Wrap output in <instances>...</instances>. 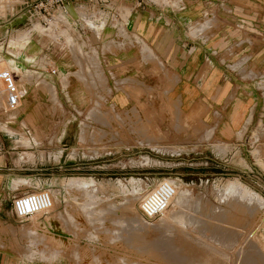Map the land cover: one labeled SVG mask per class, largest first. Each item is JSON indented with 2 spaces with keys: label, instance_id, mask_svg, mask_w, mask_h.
Segmentation results:
<instances>
[{
  "label": "rangeland",
  "instance_id": "374dc122",
  "mask_svg": "<svg viewBox=\"0 0 264 264\" xmlns=\"http://www.w3.org/2000/svg\"><path fill=\"white\" fill-rule=\"evenodd\" d=\"M9 1L2 68L22 89L34 75L35 94L8 108L0 78V177L5 192L47 188L54 204L20 220L1 195L0 264H264V196L244 175L242 153L194 146L192 116L160 77L146 91L144 68L127 76L98 53L114 33L103 12L70 0V24L55 16L50 25ZM142 51L155 57L144 42ZM162 178L177 195L164 215L145 218L139 200Z\"/></svg>",
  "mask_w": 264,
  "mask_h": 264
},
{
  "label": "crops",
  "instance_id": "0c3cea01",
  "mask_svg": "<svg viewBox=\"0 0 264 264\" xmlns=\"http://www.w3.org/2000/svg\"><path fill=\"white\" fill-rule=\"evenodd\" d=\"M114 5V14L107 16L114 22L106 27L114 30L112 43L98 53L112 57L114 67L129 69L127 76L144 68L146 91L150 78L160 77L192 116L193 145L203 147L208 140L213 148L227 144L232 156L242 153L244 175L264 196V168L257 161H264V0H115ZM5 8L11 5H0V11ZM25 30L13 35L22 39ZM64 35L72 37L68 31ZM140 41L154 58L144 56ZM7 61L0 56V68ZM155 67L162 70L154 73ZM33 77L23 82L25 88L19 85L21 98L35 94ZM5 188L0 177V205L2 194L12 201L23 192ZM1 211L0 206V220Z\"/></svg>",
  "mask_w": 264,
  "mask_h": 264
},
{
  "label": "built area",
  "instance_id": "2783aa9c",
  "mask_svg": "<svg viewBox=\"0 0 264 264\" xmlns=\"http://www.w3.org/2000/svg\"><path fill=\"white\" fill-rule=\"evenodd\" d=\"M14 0H11V2ZM94 13L103 12L104 16L114 14L115 0H83ZM10 2V3H11ZM18 10L38 17L48 23L56 15L65 17L68 13L70 0H15ZM52 72H55L52 69ZM0 78L4 83L5 103L8 108H15L21 100L19 85L7 68L0 70ZM176 192V183L162 178L150 189L146 190L140 200L139 208L145 218H154L165 212ZM52 205V195L47 188H36L23 191L12 198L14 214L20 219L29 217L36 212L48 210ZM259 234L264 240V219L259 226Z\"/></svg>",
  "mask_w": 264,
  "mask_h": 264
},
{
  "label": "bare ground",
  "instance_id": "6f19581e",
  "mask_svg": "<svg viewBox=\"0 0 264 264\" xmlns=\"http://www.w3.org/2000/svg\"><path fill=\"white\" fill-rule=\"evenodd\" d=\"M2 1V0H1ZM4 1V0H3ZM2 1V4H1V8H2V6H3V2ZM83 18H85V21L87 22V21H90V23L91 22H94V20H92V19H90V18H88L87 17V15L85 14L86 13V11L85 10H83ZM89 13V12H88ZM92 14V13H91ZM57 17H59L58 15H56V18ZM55 18V19H56ZM50 25H51V23H52V19L51 20H49V22H48ZM53 25V27L55 26V24H52ZM22 36H20L19 38H21ZM169 180H171V181H173L172 179H169ZM71 184H73V181L72 182H70ZM81 184H82V182H80ZM84 184V183H83ZM50 191V190H49ZM177 192H178V188H177V186H176V192H175V194H174V196L172 197V199H171V201H170V205L168 206V208L165 210V212L163 213V214H161L160 216H162V215H164L166 212H167V210L170 208V206H171V204L173 203V201H174V199H175V197H176V195H177ZM51 195H52V205H51V207L50 208H52V206H53V204H54V200H53V194L51 193ZM90 201V200H89ZM89 201H87V202H89ZM91 202V201H90ZM82 204V203H81ZM89 204V203H88ZM83 205H85V206H87V204L85 203V204H83ZM90 206H91V203H90ZM89 207V206H88ZM49 208V209H50ZM87 208V207H86ZM38 213H41V212H36V213H34V214H32V215H30V217H33L34 215H36V214H38ZM167 243V242H166ZM172 244V243H171ZM169 245V244H168ZM167 245V247L169 248V251H170V247ZM166 247V246H165ZM172 250H174V249H172ZM166 252H168V251H166ZM176 252H174V254H175ZM171 254V253H170ZM176 255V254H175ZM175 255H173V256H175ZM178 256V255H177ZM176 257V256H175Z\"/></svg>",
  "mask_w": 264,
  "mask_h": 264
}]
</instances>
